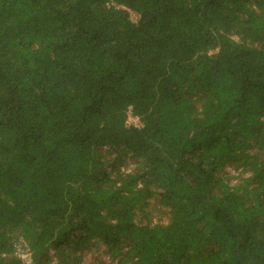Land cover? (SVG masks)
<instances>
[{
  "label": "trees",
  "instance_id": "trees-1",
  "mask_svg": "<svg viewBox=\"0 0 264 264\" xmlns=\"http://www.w3.org/2000/svg\"><path fill=\"white\" fill-rule=\"evenodd\" d=\"M18 247L264 264V0H0V264Z\"/></svg>",
  "mask_w": 264,
  "mask_h": 264
},
{
  "label": "rangeland",
  "instance_id": "rangeland-1",
  "mask_svg": "<svg viewBox=\"0 0 264 264\" xmlns=\"http://www.w3.org/2000/svg\"><path fill=\"white\" fill-rule=\"evenodd\" d=\"M131 19H132V21H134L135 18L133 16H131ZM128 123L129 124H137V121L134 118L133 119L130 118L128 120ZM17 255L23 261L24 264H31L30 256L26 250H22L20 247H18Z\"/></svg>",
  "mask_w": 264,
  "mask_h": 264
}]
</instances>
